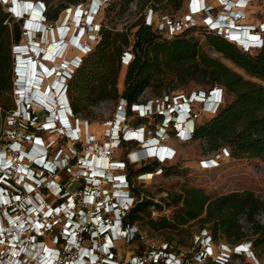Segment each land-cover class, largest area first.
Returning a JSON list of instances; mask_svg holds the SVG:
<instances>
[{"label": "built area", "instance_id": "2783aa9c", "mask_svg": "<svg viewBox=\"0 0 264 264\" xmlns=\"http://www.w3.org/2000/svg\"><path fill=\"white\" fill-rule=\"evenodd\" d=\"M13 1L14 4L17 1L20 7L33 2ZM251 1L254 0H215L214 6L206 4L204 0H189L190 13L186 15L188 19H176L169 15H161L158 18L155 12L149 10L145 22L154 30L170 37L196 23L191 22V16L200 14L202 24L207 29L234 40L244 51L252 52L263 44L264 21L258 26L240 22L244 18L243 11H240L241 13L235 16L238 18L234 26L220 25L235 7H245ZM259 1L264 3V0ZM34 2L35 5H43L44 15L46 11L44 3ZM88 6L89 4L86 7H83V4H76L67 7L60 25L55 27L58 38L65 43L69 39L67 32L75 35L82 29L80 42L85 48L80 46L75 48L84 54L93 45L90 42L94 43L97 39L99 30V23L95 21V14L99 10L91 11ZM14 9L11 10L12 15L19 18ZM216 9L218 12L212 13ZM45 26V31L51 34L52 27L46 24ZM35 30L37 34L38 28ZM25 31L28 33L30 29L26 26ZM42 34L43 31L40 38ZM233 34L240 35L234 37ZM249 34L254 35V38H248ZM36 37L38 36L33 39L37 41ZM51 39L54 40V36ZM38 46L40 49L35 52L36 59L48 53L43 49H46V44ZM18 52L19 48H12L14 56ZM60 53L53 52L47 57L43 56L52 61L43 62L51 67L56 60L61 62L66 59L59 57ZM74 58L76 59V55L67 59L72 60L69 69L77 65ZM128 61L125 54L123 65H127ZM45 75L46 78L51 76L56 80L61 77L55 73ZM44 78L45 76H42V79ZM66 82L67 77L60 84L58 94L61 88L66 94ZM41 85L42 87L45 85L43 80ZM46 86L49 88L48 84ZM16 88V109L14 115L6 121L9 124L6 130L7 137L4 138V142L0 141V264H195L192 260L184 261L171 251L166 243L161 247H153L144 257L143 254L132 256L127 261L117 258L114 245L115 241L121 238L138 240L136 234L140 235L139 239L141 238V232L133 225L123 223L124 216L137 199V196L136 198L130 196L134 182L133 176L132 183L129 182L127 167L138 168L147 164L148 160L164 165L165 161L172 160L175 151L161 143L169 136L167 128L170 125L174 127L175 136L180 140L192 138L190 129L183 131L179 121L171 120L176 112L184 113L182 107L178 108L177 105H181L182 98L186 100L185 96H173L159 102L146 100L134 105L132 112L139 117L148 118L151 114L159 116V122L154 128L142 124L130 126L126 122L128 117L126 111L122 104H118L113 117L106 121L107 139L99 144L93 135H88V121L76 117L71 109L66 111L68 122L64 118L61 122L57 113L60 112L59 108L63 112L64 106L58 103L60 106L57 113L53 112V118L52 110L35 99L25 103V97L16 93ZM52 89L49 88L50 92ZM213 93L215 105L203 112L214 115L224 100L219 87L213 88L211 94ZM39 109L45 112L41 121L34 113ZM24 113L29 117L30 123L17 118ZM196 113L191 107L190 114ZM119 114H123V117L121 118ZM28 124L34 131H27ZM81 126L84 129H81ZM39 131L57 133L62 141H72L75 148H70L69 154L64 151L63 146L57 145V142L52 144L51 141H45L37 133ZM203 141L205 142L204 138ZM124 142H133V145L139 148L128 150L125 160L113 159L114 148L121 147ZM225 157H230L229 151L221 148L213 151L211 156L201 159L200 165L202 168L215 167ZM98 160H102L100 165ZM161 172V168L156 167L151 171L135 173L134 177L143 180L146 176L151 177ZM74 182L77 183L75 191L68 186ZM258 219L263 220L264 213L260 214ZM200 235L203 249L196 253L197 261L204 258L224 261L232 255L253 256V248L249 242L232 246L222 244L221 249L214 252L210 246L214 241L208 234Z\"/></svg>", "mask_w": 264, "mask_h": 264}, {"label": "trees", "instance_id": "16d2710c", "mask_svg": "<svg viewBox=\"0 0 264 264\" xmlns=\"http://www.w3.org/2000/svg\"><path fill=\"white\" fill-rule=\"evenodd\" d=\"M183 1L97 0V9L101 8L100 14L106 5L112 4L113 8L118 4V15L124 14L130 6H134L138 16L129 28L121 30L99 22L97 39L85 54L78 52L73 46V55H76L74 63L77 65L70 68L66 74V95L72 113L79 117L80 107L109 101L114 102L116 107L122 104L129 116L135 104L144 102L141 95L145 89L160 90L162 82H165L172 84L169 87L173 90L177 88V84L185 83L188 78L201 79L204 89H191L173 95L164 94L166 100L173 96L188 97L190 93H198L204 97L213 88L220 86L223 94L228 96L211 119L201 124H196L194 118L189 122L192 125V138H204L207 149L212 151L226 148L230 157L257 158L264 161V86L243 78L220 60L209 56L201 48L194 32L201 30L209 46L246 73L261 80H264V41L260 48L247 52L234 40L207 29L203 24L193 23L170 37L146 24V14L149 10L156 13L163 11L166 6L179 9ZM68 2L76 5L82 4L83 0ZM43 3L46 13L48 7ZM1 4L4 7L0 6V117L7 121L16 109V101L14 104V100L10 98L14 91V66L17 65L12 48L21 44L19 41L22 36L28 38V35L23 19L12 15L11 4L0 0ZM161 15L168 13L161 12ZM130 27H134V30ZM125 54L129 61L125 65L123 88L119 92L116 81ZM33 75L34 73L30 78L36 77ZM164 98L148 100L159 102ZM134 115L139 120L146 119L135 113ZM28 118L25 113L20 117L30 123ZM27 131H34L29 124ZM131 145L133 142L122 143L126 148ZM156 167L163 171L165 166L156 162L143 164L138 168L128 166L129 182L132 183L131 177L135 173L151 171ZM131 189L137 199L124 216L123 223L133 225L138 232L145 228L152 231L173 230L191 220H197L200 224L198 234H208L214 242L221 240L228 246L249 242L253 248V257L259 254V250L264 251V219H258V216L264 213V197L257 196L251 190L211 197L199 187L184 185L179 192L168 193L163 199L166 207L174 208L171 218L164 215L155 218L151 215L149 207L158 205L150 199L140 197L141 192L137 187L132 186ZM139 237L140 235L136 234V239ZM170 243L168 239L166 244ZM233 257L239 256L232 255L224 261L204 258L198 262L231 264Z\"/></svg>", "mask_w": 264, "mask_h": 264}, {"label": "rangeland", "instance_id": "374dc122", "mask_svg": "<svg viewBox=\"0 0 264 264\" xmlns=\"http://www.w3.org/2000/svg\"><path fill=\"white\" fill-rule=\"evenodd\" d=\"M6 1V2H5ZM29 1H42L45 2L48 10L44 13L45 16L44 23L48 27H52L51 34L49 33V37L47 39H42V37H36L38 41H41V45L43 46L46 43H49L51 37L57 40L58 35H56L55 27L59 24L62 16L64 14L63 8L65 6H74L69 3L68 0H29ZM188 1L184 0L182 2V6L179 9H174L169 6H166L165 9L156 11L157 17L161 16V12L168 13L169 16L173 18H187V14L190 13L188 7ZM206 4H211L216 6L215 0H204ZM3 3H9L8 0H3ZM90 3V0H83V7H86ZM4 7L3 4L0 5ZM64 6V7H61ZM118 4L113 6L112 4L106 5L102 14L101 8L98 13L95 14V21L97 23L102 22L106 26H114L119 30L124 28H129V26L135 22L138 13L135 11L134 6H130V8L122 15L117 14ZM244 13V18L242 19L246 24L256 25L258 26L260 22L264 21V3L261 1H251L246 7L242 9ZM218 10L213 11L212 13H216ZM30 15H32L30 11ZM202 16L200 14L192 15L191 22H196L197 24H202ZM33 23L35 24V19H33ZM31 21V17L28 22ZM240 21V22H243ZM27 22V23H28ZM243 22V23H244ZM70 23V21H69ZM134 30V27H130ZM55 33V34H54ZM35 30L32 32V36H34ZM38 35V34H37ZM195 37L198 39V42L201 48L211 57L216 58L223 62L225 65L230 67L232 70L239 73L243 78L260 83L264 86V80H261L255 76H252L246 73L242 68L238 67L231 60L225 58L223 54L214 50L211 46L206 43L204 34L201 30H197L194 32ZM264 38V35H263ZM19 43L25 44L28 43V38L26 36H22ZM90 44H93L90 42ZM48 47V46H47ZM46 47V48H47ZM11 52V49H10ZM75 49L69 50L67 54L64 55L66 59L74 56ZM79 52V51H78ZM14 56V55H13ZM12 56V57H13ZM25 56L22 54V57ZM58 63V62H57ZM126 72V66H121L118 76H117V88L119 92L122 91L123 81ZM13 77V75H12ZM14 91L11 93L10 98L14 100L15 104V87L16 85V74L14 72ZM55 77H51L47 82L50 84L53 82ZM172 84L162 82V85L159 88L160 90H156L154 88H147L143 91L141 95V100L145 101L148 99H156L158 97L164 98V94L170 93L179 94L182 92H188L191 89H204L205 86L202 84L201 79H191L188 78L187 81L183 84H175L177 88L171 90L169 86ZM220 87V86H218ZM170 90V91H169ZM25 92H30V90L25 89ZM75 95V92H73ZM38 100L41 101L39 96H37ZM228 96L223 94V100H226ZM165 99V98H164ZM45 102V101H44ZM200 103L191 102V107L193 111L197 112L196 115H192L196 124H201L206 120H209L213 117V114L209 112H201ZM53 107V106H52ZM116 104L114 102L109 101H100L96 104L88 105L87 107H80L79 109V118L82 120L88 121V132L93 135L96 142L102 144L104 140H106V130H107V120L113 117L115 112ZM50 108V107H49ZM58 109L59 105L56 103L54 109ZM56 109L53 110L55 113ZM66 110H64V114L66 116ZM35 114L38 115L39 120L41 121L45 115V112L41 109L35 110ZM61 115V114H59ZM16 118V117H14ZM17 118H20L17 117ZM159 117L151 114L145 120H139L134 112L131 113L127 117L128 124L130 126H136L139 124L152 126L153 128L159 122ZM186 123V122H185ZM184 124H181V128H184ZM9 128V124L0 117V141L5 138V131ZM34 130V129H33ZM174 127L170 125L167 128V132L169 136L161 141L162 144L172 148L175 151L174 158L170 161L164 162V170L159 174H154L153 176H146L143 180H137L136 177H132L134 182V186L141 192V196L143 198L150 199L154 204L158 206H150L149 209L151 211V215L155 218H159L164 215L168 218H171L174 208L166 207L164 205L163 199L166 197L168 193L179 192L182 186H194L203 189L209 196L214 197L217 195L235 192V191H243V190H251L257 196L264 197V161L259 160L257 158H234V157H225L221 160L218 166L211 168H202L200 165V160L212 155L213 151L207 149L206 142L203 141V138H190L188 140H184L176 137L174 132ZM45 141H51L52 144H56L63 146L64 151L67 153H71L70 148H75L73 146V142L66 140L62 141L61 136L57 133H47V132H38ZM139 147L137 145H133L132 148L125 146L114 148L112 157L113 159L122 161L127 157L126 153L128 150H136ZM152 162V160H148V163ZM147 163V164H148ZM65 177H68L65 175ZM77 183H73L72 185H68L69 188L73 191L76 189ZM130 196L136 198V194L130 192ZM160 206V207H159ZM200 229V224L197 220H191L187 224L173 229V230H157L152 231L148 229H143L141 231V238L138 240L134 239H126L121 238L115 241V253L119 260L127 261L132 256H139L143 254V257L148 253L150 249L161 247L163 243H166L168 239H170L171 243L168 245V248L171 251L175 252L180 258L184 261L192 260L195 264H199L196 259V253L203 249L201 246V238L202 235L198 234ZM196 235H199L197 237ZM199 238V239H198ZM242 243V242H241ZM225 244V242L221 240H217L216 242H211L210 246L212 250L215 252L221 249V245ZM171 245V246H170ZM232 246V245H230ZM145 251V252H144ZM209 252V251H208ZM231 264H264V251L259 250V254H256V257L251 255H241L239 257H233L231 260Z\"/></svg>", "mask_w": 264, "mask_h": 264}, {"label": "bare ground", "instance_id": "6f19581e", "mask_svg": "<svg viewBox=\"0 0 264 264\" xmlns=\"http://www.w3.org/2000/svg\"><path fill=\"white\" fill-rule=\"evenodd\" d=\"M8 1H10V0H8ZM234 1H236V0H234ZM254 1H256V0H254ZM257 1H259V0H257ZM197 2H199V1H197ZM35 4V2L33 1V2H31V3H27L26 4V6L27 7H29L30 6V8H31V13H32V15H30V17H31V19L33 18V19H35V24L33 23V20H31V21H29L28 23H27V27L30 29V34L29 35H31L32 36V31L33 30H35L36 28H38L39 27V25H40V23L38 22L39 21V14L38 15H36L35 13H34V8H33V5ZM246 7V6H245ZM244 7H235L233 10L236 12V11H242V9H243ZM24 9H25V7H24ZM14 11H15V13H16V15H18L19 16V18H20V15H21V10L19 11V8H18V2L17 1H15V9H14ZM71 16H72V14H71ZM18 18V17H17ZM242 20V19H241ZM23 21H25V18H23ZM60 22H61V20H60ZM60 22H59V24L58 25H60ZM244 22V21H243ZM245 23V22H244ZM232 25V24H231ZM36 31V30H35ZM56 32V35H58V33H57V30L55 31ZM49 31H43V37H42V39H44L45 40V38L47 39V37H49ZM55 34V33H54ZM70 34H71V32L69 31V32H67V36L70 38ZM240 34H233V36L234 37H238ZM55 37V36H54ZM247 37L248 38H254V35H247ZM54 40L56 41V39L54 38ZM69 42H70V39H67V47L65 48V50L63 51V52H61L60 54L62 55V58H64V55L65 54H67L68 52H69V50H74L75 48L72 46V45H70L69 44ZM21 45V44H20ZM46 45L48 46L46 49L45 48H43L44 49V51L45 52H48L49 54H52L53 52H54V50H55V48H54V43H52V40H50L49 41V43H46ZM15 58H17V60H16V63H17V65L16 66H25L26 65V63L24 64V63H22L23 62V58H22V49L20 48V50H19V53L17 54V56H15ZM58 60H56V62H57ZM36 62V61H35ZM54 63V65L55 66H58V64L59 63ZM37 63V62H36ZM27 67V66H26ZM30 68H31V70H30ZM28 70L29 71H31V74H33L34 73V75L33 76H36L35 75V73H36V68H35V65L33 64V65H31L30 67H28ZM31 74H29V76H27V81L29 82L28 83V86L25 88V89H27V90H30V92L32 91V90H34L35 88H37V92H35L34 93V98H35V101H37V102H39V103H41V104H43V105H45V107H47V108H49L50 110H52V116H53V110H55L54 109V106L56 105V103L58 104H61V106H64V100H65V97H64V95H61V97L58 99V92H59V86H60V83H59V81H58V79L56 80V78H54V80H53V82H55V85H54V88L52 89V83L50 84L49 82H47L48 81V79L50 78V77H48V78H44V79H42V78H40V80H43L44 82H45V84H48V87L49 88H51L52 89V91L50 92V90H49V88H48V90L46 91V93L44 92V90H45V88H43L42 87V85H39V81L37 80V77H34L33 79L32 78H30V76H31ZM44 77V76H43ZM17 83H19L18 81H17ZM31 85V86H30ZM38 88L40 89V90H38ZM25 89L23 90V95L24 96H26L28 93H30V92H25ZM51 93V94H50ZM37 96H39V98L41 99V101L40 100H38V98H37ZM45 101V102H44ZM53 102L55 103V104H53ZM53 106V107H52ZM60 106V105H59ZM64 110H66L65 108L63 109V111ZM56 112H57V109H56ZM55 113V112H54ZM63 114H64V112H63ZM63 114H61L62 115V117H64V115ZM57 116H59V114H57ZM53 118H54V116H53ZM65 118V117H64ZM182 118H183V120H180L179 122H180V124H184L186 121H185V116H183L182 115ZM183 121H184V123H183ZM185 127L186 128H191V124L189 123V122H186L185 123V126H184V128H182L183 129V131H185ZM81 129H84V127L83 126H81L80 127ZM88 135H89V132H88ZM101 162H102V160H98V164L100 165L101 164ZM240 244V243H239Z\"/></svg>", "mask_w": 264, "mask_h": 264}, {"label": "clouds", "instance_id": "9594fccd", "mask_svg": "<svg viewBox=\"0 0 264 264\" xmlns=\"http://www.w3.org/2000/svg\"><path fill=\"white\" fill-rule=\"evenodd\" d=\"M10 4H11V8L13 9V8H15V4H14V2H13V0H11L10 1ZM36 7L39 9V13L40 12H44V8H43V5H39V4H36ZM97 8H98V2H97V0H92L91 1V4H90V7H89V10H97ZM21 17V16H20ZM26 26V25H25ZM209 99V101H205V103L202 105V103L201 102H197V101H195L196 103H200V111L201 112H203V111H206V109L208 108V107H210V106H214L215 105V98H213V99H210V98H208ZM209 104V105H208ZM188 122H190L191 123V121H192V114H190L189 113V116H188ZM173 121V120H172ZM191 131H192V125H191V128H189Z\"/></svg>", "mask_w": 264, "mask_h": 264}, {"label": "crops", "instance_id": "0c3cea01", "mask_svg": "<svg viewBox=\"0 0 264 264\" xmlns=\"http://www.w3.org/2000/svg\"><path fill=\"white\" fill-rule=\"evenodd\" d=\"M27 6L25 5V8H26ZM18 8H19V11L21 10V8H20V6H18ZM28 8V7H27ZM34 13L36 14V15H38L39 14V12L38 11H36V10H34ZM66 112V111H65ZM67 116V115H66ZM185 129H187L186 127H185Z\"/></svg>", "mask_w": 264, "mask_h": 264}]
</instances>
